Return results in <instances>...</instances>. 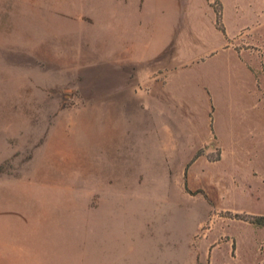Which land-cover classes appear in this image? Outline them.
Instances as JSON below:
<instances>
[{
  "label": "rangeland",
  "instance_id": "1",
  "mask_svg": "<svg viewBox=\"0 0 264 264\" xmlns=\"http://www.w3.org/2000/svg\"><path fill=\"white\" fill-rule=\"evenodd\" d=\"M147 1L0 0V264H264L253 155L159 153L157 75L108 63L137 20L170 13L176 53L182 19L217 15L264 95V0Z\"/></svg>",
  "mask_w": 264,
  "mask_h": 264
},
{
  "label": "crops",
  "instance_id": "2",
  "mask_svg": "<svg viewBox=\"0 0 264 264\" xmlns=\"http://www.w3.org/2000/svg\"><path fill=\"white\" fill-rule=\"evenodd\" d=\"M168 1L147 2L162 9ZM221 4L223 10L250 8L249 3L236 0H221ZM186 8L205 6L200 2L187 3ZM176 26L181 28L177 30L175 53V21L170 13L160 12L149 19L137 20L132 44L127 40L123 46L124 57L120 55L119 45V55L117 59L109 56V65L117 64L121 69L131 63L140 64L157 75L149 80L150 144L159 153L190 155L205 147L206 153H212L217 148L216 141L223 148L222 153L251 154L254 163L250 178L254 189L260 191L255 186L264 185V95L259 84L260 61L229 47L228 40L234 34L229 36L226 28L223 34L216 27V19L192 23L182 19ZM131 50L133 56L129 54ZM257 159L262 161L261 165L255 163ZM189 161L190 157L184 163Z\"/></svg>",
  "mask_w": 264,
  "mask_h": 264
},
{
  "label": "trees",
  "instance_id": "3",
  "mask_svg": "<svg viewBox=\"0 0 264 264\" xmlns=\"http://www.w3.org/2000/svg\"><path fill=\"white\" fill-rule=\"evenodd\" d=\"M220 17L218 18V16L216 15V25L217 28L224 34V29L220 28V26L218 25ZM254 220V223L259 225V226H264V217H257V218H251Z\"/></svg>",
  "mask_w": 264,
  "mask_h": 264
}]
</instances>
